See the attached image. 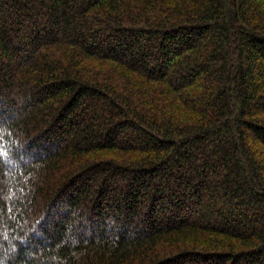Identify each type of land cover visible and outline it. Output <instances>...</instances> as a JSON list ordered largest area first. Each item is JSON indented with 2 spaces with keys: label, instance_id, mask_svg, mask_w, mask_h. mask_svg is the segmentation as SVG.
<instances>
[{
  "label": "trees",
  "instance_id": "1",
  "mask_svg": "<svg viewBox=\"0 0 264 264\" xmlns=\"http://www.w3.org/2000/svg\"><path fill=\"white\" fill-rule=\"evenodd\" d=\"M0 264H264V0H0Z\"/></svg>",
  "mask_w": 264,
  "mask_h": 264
}]
</instances>
